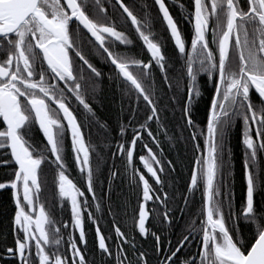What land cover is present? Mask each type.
Returning <instances> with one entry per match:
<instances>
[{"label": "snow or ice", "instance_id": "1", "mask_svg": "<svg viewBox=\"0 0 264 264\" xmlns=\"http://www.w3.org/2000/svg\"><path fill=\"white\" fill-rule=\"evenodd\" d=\"M153 4L172 55L153 31L148 5L138 0H0V149L15 164L12 177L0 182L15 205L13 244L0 249V264H264V206L257 203L264 197V0H193L185 16L193 28L190 44L166 0ZM117 20L130 22L143 49L133 50ZM86 45L112 66L107 77L85 54ZM201 76L211 85L204 127L192 114L202 97ZM105 79L119 88L114 124L95 106ZM170 117L179 134L170 132ZM238 122L245 193L236 207L229 134ZM93 126L101 136L93 137ZM185 130L193 155L178 191L169 177L179 165L165 155L162 138L174 145ZM66 138L83 186L67 174ZM138 143L149 177L134 164ZM106 150L125 164L108 168L107 205L97 194L105 192ZM49 168L58 190L53 207L63 213L67 202V220L47 207ZM124 173L138 189L131 213L111 200V186ZM178 197L182 205L173 207ZM104 212L111 234L99 223ZM177 212L186 217L183 225ZM85 214L95 225L92 249ZM128 220L131 234L122 230Z\"/></svg>", "mask_w": 264, "mask_h": 264}, {"label": "trees", "instance_id": "2", "mask_svg": "<svg viewBox=\"0 0 264 264\" xmlns=\"http://www.w3.org/2000/svg\"><path fill=\"white\" fill-rule=\"evenodd\" d=\"M156 18V17H154ZM169 55H172L171 51L168 52ZM106 89L102 94H100V103L101 107L98 109L100 116H102L105 120H109L112 124L115 123L116 114L119 107V89L114 84L105 85ZM159 86V80H158ZM208 88L203 89L204 93L200 101L194 108L193 117L195 120L200 122L206 121V106L208 102ZM178 115V109H177ZM175 123V118L170 117L169 128L170 132H174L179 134V129H172V124ZM241 125L238 124L236 127L230 131L229 134V147L231 149V163H232V176L230 180L232 182V188L234 191V206L238 207L241 200L244 197L245 193V181L243 174V160H244V147L241 145ZM101 134V133H100ZM188 131L185 130L183 133V138L178 142H174L170 144L169 142L163 140L162 138V146L165 149V155L173 159L179 165V170L177 172L171 173L169 179L173 180V187H175L178 191H182L184 189V185L188 178V169L190 160L192 158L193 153L191 152V145L187 143ZM0 160H8L7 164H0V182H3L12 177L15 166L13 165V161L10 155L6 150L0 149ZM174 178V179H173ZM127 182V181H126ZM118 183V191L117 195L114 198V205H127V210L129 213L132 212L130 200L133 197L134 193L131 189L127 188V184L123 181ZM171 190V189H167ZM10 190L5 188L0 190V249L5 246L13 244V217H14V205L13 200L11 198ZM199 199V197H197ZM257 203L261 206H264V197L258 196ZM182 205V201L177 198L176 203L173 207H178ZM191 207V205H190ZM198 207V205H197ZM177 220L176 223L178 225H183L186 219L185 216H182L179 212L176 213ZM240 234L244 237H251V233L247 228L242 227L240 229ZM148 244V245H147ZM145 247H150L151 243H147ZM194 248V247H193ZM187 250V249H185ZM184 250V251H185Z\"/></svg>", "mask_w": 264, "mask_h": 264}, {"label": "flooded vegetation", "instance_id": "3", "mask_svg": "<svg viewBox=\"0 0 264 264\" xmlns=\"http://www.w3.org/2000/svg\"><path fill=\"white\" fill-rule=\"evenodd\" d=\"M138 2L141 4V6H143V4H145V3L148 5L149 11H150V17H151V21H152L153 31L164 41L165 50L167 51V53L169 51H171V53L173 54V52L175 51L174 44H173V42H172V40H171V38L169 36V33H168L167 29H166V25L162 21L161 15L158 12V6H154L153 0H138ZM179 3H183L185 5V7L183 9L180 8L179 7ZM166 4L169 6V10L173 14L174 19L177 20V22H178V24H179V26H180V28L182 30V33H183V35L186 38V42H188L190 44V39H191V36L193 34V28H192V25L187 20H185V16L188 15V13L193 9V0H179V2H178V0H166ZM154 17H156V18H154ZM117 26H118V28L123 29L126 33L131 35V37H132V39L134 41L133 45L131 46L133 48V50H141V49H143L142 41L139 40L136 37V35L134 33V29L130 25V22H123V21L117 20ZM81 35H82V37L85 40H87L88 37L90 36V34L86 33V30H83ZM92 39H94V38H92ZM90 47H91L90 45H86L85 46V48H84L85 54L88 56V58L93 63H95L98 67H100L104 71L105 77H107L112 66L110 64L106 63L100 56L96 55L94 51H90ZM147 55L148 54H147L146 50H144L141 53L142 58L147 59ZM77 61H78V58L74 57V62H77ZM205 79L206 78L204 76H201V78H200L201 87H202V96H203V93H204L203 89H205V88L210 89L211 88L210 84L209 85H205L204 84V80ZM158 80H159V78L157 77L156 78L157 86H158ZM108 84H109V87H110V84L114 85L115 83L112 80L105 79V81L99 86L100 90H101L100 92L105 90L106 89L105 85H108ZM100 96L101 95H99V98L95 102V106H96L97 110L101 107V103L99 101ZM253 98L255 99V94L253 95ZM198 102L194 103L193 111H194V108H195V106L197 105ZM72 107H76V105L73 104ZM98 115L100 116L99 112H98ZM196 122L200 126L203 125V122H200V121H197V120H196ZM238 124H239V122L237 124H235L234 127H236ZM240 130H241V133H242V128H240ZM92 132H93V137L94 138H96L98 136H101L100 132L97 131L95 126H93V128H92ZM33 137H34V140L37 143H40L41 141H43L42 134L38 130H34ZM70 144H71L70 138H66V146H67V148H66L65 159H66V164L68 166V173L67 174L70 175V178H73L74 180L78 181L80 183V185L83 186V182L80 180V176L78 174V170H77V168H76V166L74 164V157H73V155L71 153ZM242 146H243V144H242ZM153 147H155V146L153 145ZM145 152H146V150H144L142 148V145L140 143H138L137 147H136V153L134 154V164L137 167H139L141 169V171L145 172L146 177H149L150 174H147L146 170L143 168L142 163L138 159V155L142 154V153H145ZM113 164L118 166L117 168H120V169H123L124 166H125L124 161H122L120 159L113 160L110 157L109 152L106 150L105 151V163L102 166V170H101V172H102L101 178L104 181L105 192L101 193L99 191V189L97 190V194L98 195H104L105 196V200H104V204L105 205H107V203H108V200L106 198L107 197V188H108V168L112 167ZM13 165L15 166L14 162H13ZM41 167L44 168L45 165H42ZM123 175H124V178L120 179L119 182L127 181L125 183L126 184L129 183L128 179H127V174L124 173ZM161 175L163 176V174H161ZM117 181L114 182V183H116L114 188L117 189V191H118V183H117ZM151 182H153V181L150 179V183ZM114 183H113V185H114ZM128 185L129 184H127L126 186L128 187ZM45 187H46V195H47V198H48L47 207L49 208V210L53 211L55 213V215L59 219L67 220L69 218V209L67 207V202H65V207H64L63 213H61L58 210V206L55 207V208L53 207V205H57L58 190H57V188L55 186V183H54V176H53V172H52L51 168L48 169V177H47V183H46ZM111 189H112V187H111ZM9 194H11V198L13 200L12 204L14 205V199H13L11 191H10ZM115 194L117 195V192L114 193V189L111 190V200H112L113 204L115 202V199H114L115 198L114 197ZM86 195H88L90 197L91 194L86 193ZM149 203L151 204V202H149ZM14 208H15V205H14ZM92 210L93 209H91V208L88 209V211H92ZM96 215H101V214L97 213ZM110 221H111V216L107 212H104L103 213V219H101L99 221V223L101 225L102 231L105 232L106 234H111ZM123 223H124V228L122 230L126 229L129 232V234H130L131 232H130L129 229H132L131 228V221L128 220V221H125ZM85 229H86V235H87V239H88V247H89V249H92L94 247V243H95V225L87 220L86 214H85ZM65 239H66V237H65ZM148 243H151V241H149ZM11 245H8V246H11ZM138 245H139V239H138ZM187 251H188V249L185 250V252H187ZM192 251L195 252L196 249L192 248ZM96 259H97V261H99V257L98 256L96 257Z\"/></svg>", "mask_w": 264, "mask_h": 264}, {"label": "bare ground", "instance_id": "4", "mask_svg": "<svg viewBox=\"0 0 264 264\" xmlns=\"http://www.w3.org/2000/svg\"><path fill=\"white\" fill-rule=\"evenodd\" d=\"M104 92V90L102 91V92H100L99 93V95L100 94H102ZM203 127L204 126H206V121L203 123V125H202ZM242 145V144H241ZM116 166V165H115ZM116 167H118V166H116ZM119 181V180H118ZM126 182V181H125ZM129 184V183H128ZM116 185V183H114V185L112 184V189L111 190H113L114 189V193L115 192H117V189H115L114 188V186ZM128 189H131L132 191H133V193H134V195H133V197L131 198V200H130V205H131V209H133V208H135V206H136V200H137V196H136V192H138V189H134V188H132V187H130L129 185H128V187H127ZM114 197H116V194L114 195ZM113 204V203H112ZM114 205V204H113ZM130 230V232L132 233V229H129ZM130 233V234H131Z\"/></svg>", "mask_w": 264, "mask_h": 264}]
</instances>
